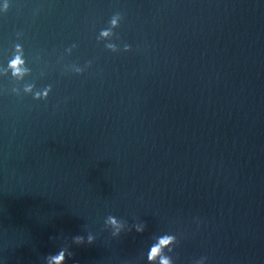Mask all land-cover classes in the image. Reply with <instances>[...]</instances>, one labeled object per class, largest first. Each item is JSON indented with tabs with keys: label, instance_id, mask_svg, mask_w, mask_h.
I'll return each instance as SVG.
<instances>
[{
	"label": "water",
	"instance_id": "1",
	"mask_svg": "<svg viewBox=\"0 0 264 264\" xmlns=\"http://www.w3.org/2000/svg\"><path fill=\"white\" fill-rule=\"evenodd\" d=\"M10 4L0 66L21 43L31 72L0 76V264L62 247L64 264H151L165 232L175 264H264V0ZM116 12L113 52L97 35ZM25 82L52 89L11 93Z\"/></svg>",
	"mask_w": 264,
	"mask_h": 264
},
{
	"label": "clouds",
	"instance_id": "2",
	"mask_svg": "<svg viewBox=\"0 0 264 264\" xmlns=\"http://www.w3.org/2000/svg\"><path fill=\"white\" fill-rule=\"evenodd\" d=\"M10 6V0H0V13L7 12ZM121 19L122 15L120 12L114 13L108 21V26L102 28L97 35V40L106 41L104 45L105 48L113 52L118 51V45L115 42H111L110 38L115 35L113 29L120 25ZM75 47L76 45L72 44L70 47L65 49V52L70 54L72 49ZM130 49V44L125 43L123 45L124 51H128ZM65 70L80 74L83 73L85 69L78 64L72 63L70 65H66ZM30 72L31 69L27 66L23 45L21 43H16L13 55L8 59L6 67L0 66V76L8 75L10 73L11 77L14 78L15 81L22 82ZM51 89L52 86L50 84L37 89L35 83L25 82L22 84V87H12L10 91L15 95H20L21 92L24 94H31L33 99L42 100L49 96ZM104 227L113 237H119L121 233L131 231V228L124 222V220L115 215H109L106 217ZM133 227H135L137 232H143L145 225L143 222H139ZM85 239L87 243H92L96 240V234L89 231L86 237L84 235H76L73 237V241L78 244L84 243ZM176 243L177 235L174 233L165 232L154 237L153 242L147 250V260L151 262V264H175L173 256L169 253L173 252V246ZM71 255L72 254L68 247H62L56 254L45 257V264H64L66 256ZM206 261L207 257L202 256L196 260L194 264H206Z\"/></svg>",
	"mask_w": 264,
	"mask_h": 264
}]
</instances>
